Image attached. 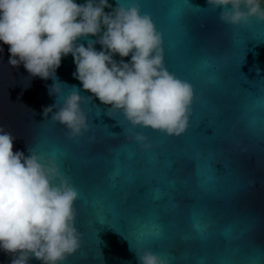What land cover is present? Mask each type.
Masks as SVG:
<instances>
[{"label": "clouds", "instance_id": "obj_1", "mask_svg": "<svg viewBox=\"0 0 264 264\" xmlns=\"http://www.w3.org/2000/svg\"><path fill=\"white\" fill-rule=\"evenodd\" d=\"M207 2L221 9L225 24L239 26L252 17L264 22L262 0ZM118 5L113 8L109 0H0V49L7 45L8 63L22 65L32 78L57 80L49 89L57 97L63 88L56 73L71 55L74 79L109 107L110 117L122 114L132 129L182 136L191 125L195 89L167 68L164 36L140 0L128 6L118 0ZM73 89L58 109L56 103L46 106L42 115L63 125L74 140L90 124L82 107L88 98ZM126 139L144 151L153 148L142 132L133 131ZM15 141L0 127V251L12 257L11 264H30L32 259L64 264L81 247L75 207L80 193L54 155H41L31 147L26 155L14 150ZM137 258L138 264H165L147 249Z\"/></svg>", "mask_w": 264, "mask_h": 264}, {"label": "snow or ice", "instance_id": "obj_2", "mask_svg": "<svg viewBox=\"0 0 264 264\" xmlns=\"http://www.w3.org/2000/svg\"><path fill=\"white\" fill-rule=\"evenodd\" d=\"M174 7L165 14L168 30L178 34L176 55L183 64L194 67V74L181 78L174 73L191 82L195 89L197 99L192 105L191 122L201 112L196 130L203 120L209 119L205 110L216 117L213 135L196 131V138L191 141L181 140L186 133L171 137L172 143L155 141L153 150L145 154L132 147L126 136L133 131L124 128L123 143L116 149L108 148L110 155L105 157L93 154L84 145L65 143L57 127H42L31 148L37 143L49 145L70 178L79 182L86 205L84 218L91 229L90 248L85 249L84 232L77 228L81 247L66 261L82 250L80 258L88 264L104 261L102 241L93 227L99 221L120 232L136 253L146 248L160 250L165 264H264V244L253 238L252 221L236 216L226 222L232 226L231 240L218 238L219 210L215 206L220 193L230 192L242 183L235 166L231 172L225 167L227 162L235 165L236 148L241 141L246 142L249 151H264V78L249 81L239 71L247 42L264 43L258 38L264 34V22L248 21L247 30L231 33L224 47L209 52L194 47L190 31L192 20L210 18L209 14L197 11L200 8L189 0L179 10L173 11ZM158 29L164 36L166 55L165 30ZM85 104L89 120L94 109L99 115V107L90 104V98ZM90 128L102 129L108 137L118 138L107 125L90 124ZM145 224L150 227L145 228ZM183 232L191 233L190 252L181 242Z\"/></svg>", "mask_w": 264, "mask_h": 264}, {"label": "water", "instance_id": "obj_3", "mask_svg": "<svg viewBox=\"0 0 264 264\" xmlns=\"http://www.w3.org/2000/svg\"><path fill=\"white\" fill-rule=\"evenodd\" d=\"M82 3L83 0H78ZM121 3L128 6L132 0H120ZM113 8L119 6L118 0H109ZM144 12L151 13L154 22L158 28L165 30V39L167 41V52L165 55V63L169 71L177 73L181 78H190L194 74V67L183 64L177 57L175 52V45L179 40L178 34L168 30L165 14L172 6L173 11L179 10L187 3V0H140ZM194 7L200 8L197 11H204L209 14L207 19H194L190 23V31L194 39L195 48H206L211 52L214 49L224 47L229 40L231 33H240L247 30L246 24L233 26L223 23L220 20L221 9L214 6H209L207 0H189ZM146 4L154 5V7H143ZM230 7V6H229ZM261 7L264 8V0L261 2ZM106 12H111L112 8H106ZM250 22L259 23L257 18L252 17ZM259 39H264V34H261ZM88 39L96 40L97 37H89ZM80 42L87 45L86 40ZM97 50L101 49L98 43L95 45ZM8 46L4 45L0 49V127L7 132H10L15 138L14 150L24 151L27 155V148L31 147L42 127L55 128L61 130V135L64 137L65 143H73L84 145L93 154H100L108 157L110 154L108 148L116 149L124 141V128L129 131L142 132L149 141L154 145L155 141H165L172 143L173 138L153 131L151 129L136 128L132 129L122 114H117L115 118L108 115L109 107L103 105L90 92L83 89L80 81L74 79L73 73L76 70L73 57L71 55L62 60L61 67L57 70L56 77L62 84L63 94L60 97L49 95V89L57 82V80L49 78L43 80L40 78H32L29 73L21 65L20 67H13L8 63L9 59ZM115 59H121L116 56ZM126 60L129 58H125ZM259 69V72H257ZM239 71L249 81L264 78V43H257L255 40L247 42V50L244 56V62L240 65ZM244 87H248L244 84ZM75 88L80 94L86 98H90V104L99 107V115L95 114V109L90 117L89 123L95 126L107 125L111 133L118 136V138H110L102 129H92L85 132L83 136L76 139H69L67 129L52 121L50 118L45 119L42 115L44 107L56 103L57 109L61 106L64 96ZM85 112H87L88 105H82ZM208 113L209 119H205L200 123L199 128L196 126L201 119V112H197V116L192 120L191 127L186 134L181 137L183 141H191L196 138V131L206 135H213V125L218 121L210 111ZM236 109H233V114ZM238 115V113H237ZM121 122V123H120ZM122 124V125H121ZM90 137H95L94 140ZM132 147L137 151H142L145 154L151 151H144L139 144L132 142ZM34 149L41 155L51 156L52 152L49 145L44 143H37ZM236 163L231 162L225 164L226 169L231 172L233 166L237 169V174L242 177V183L230 192H222L215 198V206L219 210L218 222L219 228L218 238H225L231 240L232 226L226 222L236 216L250 219L251 233L258 244H264V151L257 148L254 151H249L246 142L241 141L236 148ZM61 172L70 177L68 171L63 164L58 160ZM222 169V166L218 165ZM101 175H104L102 172ZM74 186L80 193V198L76 201L75 207L77 210L76 226L84 232V247L90 248L92 235L89 223L84 218L86 216V205L83 204L84 193L79 182L71 179ZM187 204L189 201H184ZM81 216V218H80ZM80 218V219H79ZM115 226V225H113ZM93 227L97 230L98 236L102 244L100 245L101 253L104 261L101 264H138L137 253L132 249L128 239H126L120 232H117L108 224L96 221ZM150 225L145 224V228ZM181 241L186 245L185 250L191 251L188 242H190L191 233L183 232ZM151 250L162 259L163 254L156 248H146ZM83 250L77 253L76 256L65 261L64 264H88V261L81 259ZM12 257L0 251V264H11ZM30 264H41L40 261L32 259Z\"/></svg>", "mask_w": 264, "mask_h": 264}]
</instances>
